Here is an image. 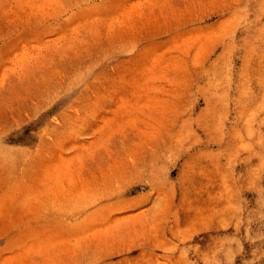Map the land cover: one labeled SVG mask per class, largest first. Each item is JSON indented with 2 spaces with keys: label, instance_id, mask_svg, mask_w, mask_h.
Masks as SVG:
<instances>
[{
  "label": "rangeland",
  "instance_id": "374dc122",
  "mask_svg": "<svg viewBox=\"0 0 264 264\" xmlns=\"http://www.w3.org/2000/svg\"><path fill=\"white\" fill-rule=\"evenodd\" d=\"M0 264H264V0H0Z\"/></svg>",
  "mask_w": 264,
  "mask_h": 264
}]
</instances>
